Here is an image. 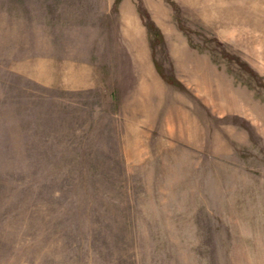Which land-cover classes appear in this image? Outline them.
I'll return each instance as SVG.
<instances>
[{"label": "rangeland", "instance_id": "rangeland-1", "mask_svg": "<svg viewBox=\"0 0 264 264\" xmlns=\"http://www.w3.org/2000/svg\"><path fill=\"white\" fill-rule=\"evenodd\" d=\"M0 264H264V0H0Z\"/></svg>", "mask_w": 264, "mask_h": 264}]
</instances>
